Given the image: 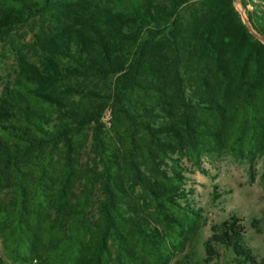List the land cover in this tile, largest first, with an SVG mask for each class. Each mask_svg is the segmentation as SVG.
<instances>
[{"label":"trees","instance_id":"16d2710c","mask_svg":"<svg viewBox=\"0 0 264 264\" xmlns=\"http://www.w3.org/2000/svg\"><path fill=\"white\" fill-rule=\"evenodd\" d=\"M5 55L0 263L179 264L206 223L182 159L264 165V45L233 0H0ZM217 247L261 264L235 215Z\"/></svg>","mask_w":264,"mask_h":264},{"label":"rangeland","instance_id":"374dc122","mask_svg":"<svg viewBox=\"0 0 264 264\" xmlns=\"http://www.w3.org/2000/svg\"><path fill=\"white\" fill-rule=\"evenodd\" d=\"M23 31L26 35L22 42L29 43L31 37L25 29ZM13 67L11 57L5 55L0 60V88L11 80ZM106 119L105 115L104 123ZM182 163L188 169L185 173L189 180L186 187L194 189L195 207L202 210L206 223L187 246L185 253L178 257L179 264H203L202 242L209 236V226L225 220L229 215H235L241 220L245 227L246 244L256 259L264 264V194L258 181L264 167L262 160L255 161L252 173L248 172L245 162L227 155L203 157L199 170L191 167L184 159ZM213 186L216 187L214 191ZM213 196L218 197L214 199ZM216 252L218 259L209 264H234L229 252L218 247ZM0 257H3L1 245Z\"/></svg>","mask_w":264,"mask_h":264},{"label":"built area","instance_id":"2783aa9c","mask_svg":"<svg viewBox=\"0 0 264 264\" xmlns=\"http://www.w3.org/2000/svg\"><path fill=\"white\" fill-rule=\"evenodd\" d=\"M233 5L249 34L254 38L257 36L264 41L262 37L252 30L250 23L248 22V19L251 21L264 20V0H233ZM0 264H37V262L34 259L25 262H9L4 260Z\"/></svg>","mask_w":264,"mask_h":264},{"label":"water","instance_id":"95a60500","mask_svg":"<svg viewBox=\"0 0 264 264\" xmlns=\"http://www.w3.org/2000/svg\"><path fill=\"white\" fill-rule=\"evenodd\" d=\"M255 39L256 40H258L261 44H263L264 45V41L261 39V38H259V37H257V36H255Z\"/></svg>","mask_w":264,"mask_h":264}]
</instances>
